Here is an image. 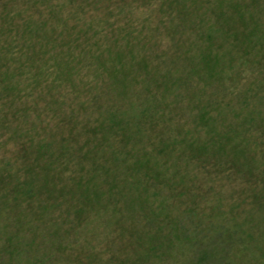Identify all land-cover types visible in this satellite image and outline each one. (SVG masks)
<instances>
[{"label": "rangeland", "instance_id": "rangeland-1", "mask_svg": "<svg viewBox=\"0 0 264 264\" xmlns=\"http://www.w3.org/2000/svg\"><path fill=\"white\" fill-rule=\"evenodd\" d=\"M221 1L184 0L183 22L178 7L157 1L124 96L81 95L61 123L0 105V264H186L201 245L215 261L264 264V0ZM219 2L235 9L205 26H217L228 79L187 80L180 50L209 45L198 18L206 10L214 20ZM246 54H257L254 64L240 63ZM204 104L210 131L198 119ZM36 128L49 152L23 145ZM203 141L209 157L189 147ZM148 246L145 262L138 248Z\"/></svg>", "mask_w": 264, "mask_h": 264}, {"label": "trees", "instance_id": "trees-1", "mask_svg": "<svg viewBox=\"0 0 264 264\" xmlns=\"http://www.w3.org/2000/svg\"><path fill=\"white\" fill-rule=\"evenodd\" d=\"M4 1L0 0V105L21 103L23 113H34L36 117L37 114L44 117L52 114L54 118H61L67 110L66 107L73 108V102L83 104L80 101L81 95L89 102L113 92L123 96L127 93L129 85L138 80L133 61L136 59L135 51L141 48L145 41L142 31L146 29L147 13L153 10L152 7L157 1L164 0H136L139 4L135 6L132 4L134 0ZM221 2V11L215 10L211 14L214 20L207 18L206 10L198 18V25L206 27L205 32L200 33L209 45L198 54L194 53L195 56L193 52L189 54L186 50H180L181 55L186 57L183 76L187 80H203L204 76L216 77L217 80L228 79L222 75L225 73L220 61L222 52L213 45L217 39V26H205L208 21L216 23L220 14L226 17V12H222L225 11L223 8L235 9V6L230 8L227 4H223L222 8ZM167 3L178 7L182 14L181 22L187 20V14L184 12L190 6L188 3H184V0H167L166 3L158 4L159 9L162 10ZM217 22H221V19ZM252 37L255 35L247 36L245 40ZM247 56L248 54L245 55V60L240 59V63L254 64L258 58L257 54L252 58ZM231 64L232 69L238 67L236 62ZM204 70L206 73H203ZM162 101L161 96V104ZM3 112L4 110H0V115ZM208 114L204 104L198 119L206 128L209 127L210 131L214 123L209 125L212 119H209ZM63 120L61 118L59 123ZM26 136L24 146L31 148L38 143L37 153L49 152L45 151L47 144L39 139L40 131L37 128ZM225 137L228 138V135L225 134ZM225 137H220V140L226 139ZM206 142L190 144L189 147L197 152L204 151L209 157L211 151L208 152V148L212 147ZM226 149L227 147L220 144L214 149V153L222 155ZM240 160L238 157L234 163L245 170L250 167L252 160ZM149 171L151 174L156 173L152 169ZM76 185L79 189L82 188L80 181ZM88 190L89 186L83 189L84 192ZM73 195L75 196L76 192ZM174 228L176 234L178 225H174ZM179 236L176 234V239H181ZM149 241H152L151 236ZM149 246L138 248L147 250V254L141 256L145 262L150 259L148 255L153 254V248L156 249V246ZM204 246L201 245L200 249L195 251L193 259L187 255L186 264H225L221 258L215 261L214 258L218 255L203 250ZM140 254L138 252L137 255L140 257ZM34 259L29 264H35Z\"/></svg>", "mask_w": 264, "mask_h": 264}]
</instances>
